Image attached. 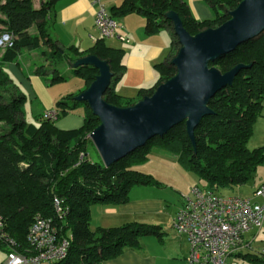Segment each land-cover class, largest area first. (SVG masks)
Segmentation results:
<instances>
[{"label":"trees","instance_id":"1","mask_svg":"<svg viewBox=\"0 0 264 264\" xmlns=\"http://www.w3.org/2000/svg\"><path fill=\"white\" fill-rule=\"evenodd\" d=\"M57 0H0V32L13 37V45L0 53V214L5 229L16 248H28L27 231L36 214L51 217L62 235L70 237L67 256L56 264H92L119 255L126 247L139 245L143 235L158 234L159 226L127 222L119 226H91V206L122 204L128 201L134 185L161 183L135 165L149 158L156 146L175 155L177 161L200 178L203 187L224 193L233 185L254 177L257 166L264 162V147L248 148L253 125L261 115L264 99V33L239 44L232 52L216 59L210 66L221 72L242 63L232 84L217 91L209 100L213 113L204 116L194 129L195 145L186 132L185 122L172 127L163 136H155L144 145L109 166L101 159L87 156L89 134L99 124L87 102L75 98L98 74L91 64L73 63L80 57L94 54L106 60L112 77L103 98L117 106H129L169 77L176 69L171 63L180 44L166 12L179 15L190 34L215 27L230 17L229 12L240 0H205L213 17L199 20L184 0H123L115 14L139 12L146 18L147 33L163 29L170 34V50L154 65L158 72L155 82L141 87L135 97H123L114 90L124 64L117 49L105 46L103 37L86 50L64 46L51 34L52 9ZM111 13L112 16H115ZM24 49L36 50L35 73L53 84L80 76L83 88L67 94L54 103L58 116L44 119L37 126L25 119L26 95L12 80L4 63L17 61ZM82 108L83 123L73 129H60L56 120L63 114ZM55 196L64 199L68 216L57 219L53 209ZM0 247L6 248L0 241ZM7 250V248H6ZM234 254V253H233ZM242 259H253L249 253H236ZM254 260V259H253ZM264 261V258H263Z\"/></svg>","mask_w":264,"mask_h":264},{"label":"crops","instance_id":"2","mask_svg":"<svg viewBox=\"0 0 264 264\" xmlns=\"http://www.w3.org/2000/svg\"><path fill=\"white\" fill-rule=\"evenodd\" d=\"M122 1L103 0L109 14L114 13L115 7L119 6ZM184 1L195 18L202 20L213 17V10L205 0ZM40 2L41 0H33V5L37 7ZM95 11L96 4L93 0H57L51 12V34L66 47L73 45L81 51L88 49L100 37L94 26ZM114 15L122 25L120 31L127 37V40L104 38L103 42L105 46L120 51L121 61L124 64V71L114 83V90L123 97L132 98L137 95L141 87L151 86L157 79L158 72L154 65L162 61L168 54L171 37L165 29L157 33H147L145 30L146 18L139 12L114 13ZM1 52L3 50H0ZM25 56L22 51L17 61L6 62L3 66L12 80L16 84L19 83L22 91L27 92L33 102L38 101L40 116L44 110L53 108L54 103L61 97L76 93L83 88V84L72 85L68 79L53 84L48 83L35 73L34 62L26 61ZM28 57L30 56L28 55ZM22 59L26 61L24 64L22 61L20 62ZM78 109L68 113L66 117H59L55 125L65 130L81 126L84 111L82 108V112L80 108ZM258 122L259 119L256 120L255 124L257 125L254 128L259 131L257 127L262 126L264 129V121ZM157 148L153 147L149 156L158 154L164 160L169 157L166 150ZM170 158L177 160L173 154L170 155ZM174 166H178V164H172V168H178ZM189 172L193 174L189 175V185L190 180L193 181V184L189 186L186 195H173L166 184L159 186L134 185L131 187L129 199L125 203L92 205L90 211L93 228L96 226H119L127 222L159 226L158 234L141 236L138 246L126 247L119 255L92 264H186V258L189 254L187 236L184 233L176 232L171 223L175 212L182 205L184 197L189 195L191 186L197 184L195 182L196 175L191 171ZM157 177L159 178V176ZM258 232L255 230L248 231L236 253H246L255 241ZM236 253L229 255L225 264H232L234 261L237 264V260L241 257L237 256Z\"/></svg>","mask_w":264,"mask_h":264},{"label":"water","instance_id":"3","mask_svg":"<svg viewBox=\"0 0 264 264\" xmlns=\"http://www.w3.org/2000/svg\"><path fill=\"white\" fill-rule=\"evenodd\" d=\"M229 14L218 26L190 34L177 12L167 11L180 44L171 60L176 71L151 95L129 106H117L103 98L112 77L106 60L89 54L73 63L74 66L91 64L98 70L94 80L75 98L87 102L99 119L89 137L105 166L149 139L163 136L181 122H185L186 132L195 145L194 129L204 116L213 113L210 98L232 84L244 66L239 63L223 73L210 63L264 33V0H240Z\"/></svg>","mask_w":264,"mask_h":264},{"label":"built area","instance_id":"4","mask_svg":"<svg viewBox=\"0 0 264 264\" xmlns=\"http://www.w3.org/2000/svg\"><path fill=\"white\" fill-rule=\"evenodd\" d=\"M93 2L96 4L94 26L100 37L127 40L120 31L122 25L107 12L103 0ZM12 45V35L0 32V50ZM42 116L55 120L58 112L49 108ZM52 204L57 219L68 216L69 208L63 198L55 196ZM263 220L264 182L254 189L253 196L224 194L194 184L171 224L176 232L187 236L186 264H225L226 258L241 247L244 235L250 230L259 231ZM0 241L7 248L2 264H56L67 256L70 246V237L60 234L54 219L41 214H36L28 227L25 252L18 250L10 239L1 214Z\"/></svg>","mask_w":264,"mask_h":264},{"label":"rangeland","instance_id":"5","mask_svg":"<svg viewBox=\"0 0 264 264\" xmlns=\"http://www.w3.org/2000/svg\"><path fill=\"white\" fill-rule=\"evenodd\" d=\"M35 52L36 50L34 49H24L23 50V53H25L26 55L24 59L26 61H33L34 67H35V64H38L40 61V60H37L38 58L34 57V55H36ZM28 55L30 57H28ZM24 59L20 60V62L22 61L23 64L25 61ZM68 80L70 81L72 85L78 86V85L83 84V80L81 79L80 76H75V75L70 76ZM17 85L19 86V83ZM24 93L26 95V98H25L23 107L25 111L26 122L29 125L37 126L41 121L38 101L36 100L33 102V99L29 97L28 93L25 91ZM66 116L67 114H63L60 116V118H63ZM257 119H259L258 123H261V121H264V99H263V109L261 111V115H259ZM256 125L257 124L254 123L252 133L249 136L248 141H247V146L250 149L261 147V146L264 147V129L262 126H258L257 128L259 129L260 131L259 132L256 128H254V126L256 127ZM258 125H261V124H258ZM157 149H162V148L158 147ZM167 155L169 157H166L165 160L162 156L158 154L149 156L150 158L135 165V168H137L140 171L141 170L145 171L144 173L149 172L148 174L152 175L156 180L161 182V184L163 185L166 184L169 191L173 195H177V196H181V194L186 195L188 193L189 186L193 184V181L190 180L191 183L189 185V175H193V174H190L189 170L185 169L177 160H171L170 152L169 153L167 152ZM87 156L93 160L100 159V156L96 148L94 147L92 141H90L87 145ZM173 163L174 165H176L177 163L178 166H174V167H178V168H172ZM183 171H186V172H183ZM157 176H159V178ZM195 177H196L195 182L197 184L204 185V182L200 178H198L197 176ZM263 182H264V162L257 166L254 177L252 179L242 184L233 185L231 188L227 189L224 193L237 194L241 196H253L254 189L257 188L259 185H261ZM258 200L261 201V199H258ZM92 225L93 223H91V226ZM246 253L251 254L254 260L240 258L237 260V264H264V261H263V258H264V220H263L262 228L259 230L258 234L256 235L255 241L252 243L251 247ZM5 257H6V248L4 249L0 247V264L4 261Z\"/></svg>","mask_w":264,"mask_h":264}]
</instances>
